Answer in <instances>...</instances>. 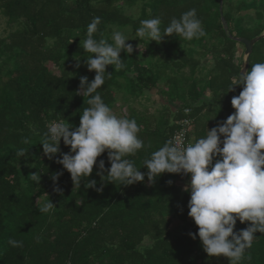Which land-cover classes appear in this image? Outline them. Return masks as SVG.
<instances>
[{"label": "trees", "instance_id": "trees-1", "mask_svg": "<svg viewBox=\"0 0 264 264\" xmlns=\"http://www.w3.org/2000/svg\"><path fill=\"white\" fill-rule=\"evenodd\" d=\"M192 8L206 37H166L161 43L142 39L145 54L125 56L122 51L125 67L114 71L107 66L111 77L106 74L98 89L112 109L119 100L128 104V114H121L137 120L141 137L152 144L148 152L171 138L182 109L174 113L164 105L161 113L151 114L130 105V99L147 96V90L160 86L169 100L190 107L196 138L234 111L230 99L239 87L237 93L225 92L244 61L245 48L224 30L220 0H0L7 32L0 35V264H229L222 256L209 258L199 240L187 235L197 227L187 216L189 195L181 190L185 182L176 174L165 173L151 186L145 177L130 186L109 183L97 192L85 189L83 182L73 188L64 170L57 181L61 194L53 191L51 175L63 166L43 156L39 144L48 122L78 124L79 113L88 106V97L76 90L81 76L91 81L95 75L83 64L90 54L79 47L93 17H101L95 38L103 34L112 42L113 31L135 33L141 19L160 16L163 27ZM223 15L232 36L252 39L264 32V0H224ZM246 17L252 18V28L237 33L235 25ZM75 58L81 60L79 68ZM237 59L240 65L234 63ZM262 60L264 38L255 44L249 68ZM173 64L178 77L171 75ZM188 69L190 76L181 84ZM20 148L27 158L16 155ZM61 149L69 150L62 142ZM147 154L141 151L129 159L139 167ZM101 158L106 160V153ZM32 172H40L39 184L29 178ZM89 179L100 186L95 168ZM169 179L172 185L166 183ZM38 197L50 199L54 208L39 212ZM178 204L184 206L183 214ZM245 226L237 221V229ZM256 235L246 253L251 259L241 264H264V235ZM9 238L22 241V247L9 245Z\"/></svg>", "mask_w": 264, "mask_h": 264}, {"label": "clouds", "instance_id": "clouds-1", "mask_svg": "<svg viewBox=\"0 0 264 264\" xmlns=\"http://www.w3.org/2000/svg\"><path fill=\"white\" fill-rule=\"evenodd\" d=\"M162 23L160 16L141 19L134 36L116 30L111 34L112 42L103 34L99 40L95 38L101 17H93L87 25L86 38H80L79 47L90 54L83 64L95 75L91 81L81 76L76 94L88 97V106L79 113L78 124L48 122L39 143L43 156L63 166L51 175L53 191L62 194L57 181L64 170L70 173L73 188H81L83 182L85 189L97 192H103L109 183L130 186L147 177L151 186L165 173L179 174L187 178L181 190L189 195L187 216L197 227V231L187 235L199 240L209 258L222 256L229 264H241L244 259H251L246 253L252 248L256 233L264 235V60L251 63L250 68L244 67L246 60L243 65L239 59L234 61L240 65L239 71L230 77L225 92L237 93L239 87L238 94L230 99L234 111L218 119L213 127L207 126L205 135L185 142L181 133L148 152L152 144L141 137L137 120L117 115L98 89L105 84L106 74L111 77L107 66H114V71L125 67L121 52L131 56L135 51L132 43H126L130 39L161 43L166 37L192 41L207 36L195 8L171 17L166 26L162 27ZM75 61L74 67L79 68L81 60ZM61 142L69 149L67 152L62 151ZM24 143H28L27 138ZM141 151L148 154L138 167L129 157ZM25 152L20 148L16 155L27 158ZM105 153L109 166L101 158ZM142 167L146 171L142 172ZM94 168L100 178L99 187L96 179H89ZM29 178L39 184L41 174L32 172ZM166 183L172 185L173 180ZM36 200L41 213H49L55 206L50 199ZM177 207L183 214L184 206ZM237 221L246 226L237 229ZM8 244L22 247V241L12 238Z\"/></svg>", "mask_w": 264, "mask_h": 264}, {"label": "rangeland", "instance_id": "rangeland-1", "mask_svg": "<svg viewBox=\"0 0 264 264\" xmlns=\"http://www.w3.org/2000/svg\"><path fill=\"white\" fill-rule=\"evenodd\" d=\"M252 9V8H251ZM253 12V10L252 11H245V12H239L238 13V15H243V14H247V13H252ZM245 16V15H244ZM253 24H254V22H253V20H252V18L251 17H246L245 19H244V22H243V24H236L235 25V31L238 33V32H240L241 30H243V29H249V28H252V26H253ZM5 28H6V22H5V19H4V17L3 16H0V35H2V36H6L7 35V32H4L3 30H5ZM119 31H122V30H119ZM123 32H124V34L126 35V36H129V37H132V36H134L135 35V33H133V32H131V31H127V30H123ZM126 43H132L133 44V46H134V48H135V52L136 53H141V54H145V51L143 50V48H142V44H141V42L139 41V39L138 38H136V39H130V40H128V41H126ZM136 45L138 46V48L136 47ZM140 49V50H139ZM244 58H245V56H244ZM211 61V60H210ZM48 64V66H52L51 65V63L50 62H48L47 63ZM171 75H175V76H177L178 77V73H177V71H178V69H176V66L173 64L171 67ZM187 72V73H186ZM186 74L184 73V75H185V77H183L182 79H180L179 81H180V83L181 84H183V83H185L187 80H186V78L187 77H189L190 76V74H188V72H189V69L188 70H186ZM190 73V72H189ZM183 82V83H182ZM147 93H146V91H145V95H146ZM148 96V95H147ZM120 97V96H119ZM149 97V96H148ZM166 98H169V96H166ZM129 103H130V105H132V106H135L136 108H138L139 109V111H142V110H145V109H148L149 110V112L151 113V114H158V113H161V111H158V106H154V105H152L149 101H148V99L145 97V96H142V97H140L138 100H134V99H130L129 101H128ZM118 105H116V107L113 109L114 110V112H116V110L121 106V108L122 109H120L119 111L120 112H123L124 114H128V104L127 103H125V102H122V100H119V102L117 103ZM161 108L162 109H164V107L163 106H161Z\"/></svg>", "mask_w": 264, "mask_h": 264}, {"label": "crops", "instance_id": "crops-1", "mask_svg": "<svg viewBox=\"0 0 264 264\" xmlns=\"http://www.w3.org/2000/svg\"><path fill=\"white\" fill-rule=\"evenodd\" d=\"M147 95L149 96H145L148 101L154 105V106H158V111H160L162 108L161 106L164 107V105H168L170 107V110L172 112H178L179 110L183 109L181 108L182 107V102L181 101H178V100H175V101H171L169 100V98H166L162 92H161V87L158 86V87H154L153 89L151 90H147L146 91ZM213 107V105H211ZM116 114L117 115H122L121 112H119L118 110H116ZM210 119L213 121V117L210 116ZM177 119L174 121V123H176ZM194 128V127H193ZM192 140L194 141L196 139V133L193 132V129H192Z\"/></svg>", "mask_w": 264, "mask_h": 264}, {"label": "built area", "instance_id": "built-area-1", "mask_svg": "<svg viewBox=\"0 0 264 264\" xmlns=\"http://www.w3.org/2000/svg\"><path fill=\"white\" fill-rule=\"evenodd\" d=\"M185 121H188L186 124ZM194 126V118L192 117V109L185 107L182 109V116L176 121V128L171 137H179L181 133H184L185 142H191L192 140V129ZM178 181L185 182L187 178H182L179 174H176Z\"/></svg>", "mask_w": 264, "mask_h": 264}, {"label": "water", "instance_id": "water-1", "mask_svg": "<svg viewBox=\"0 0 264 264\" xmlns=\"http://www.w3.org/2000/svg\"><path fill=\"white\" fill-rule=\"evenodd\" d=\"M223 5H224V0H220V11H221V17H222V23H223V27L224 30L226 31V33L229 35V37H231L232 39H235L236 41H238L239 43L244 45V61L242 63V65L244 64L245 60L247 61L244 65L245 68H249L250 65V56L253 52L254 46L257 42H259L261 39L264 38V32L252 39L246 38V37H235L230 35V31H229V25L228 22L226 20V18L223 15Z\"/></svg>", "mask_w": 264, "mask_h": 264}]
</instances>
